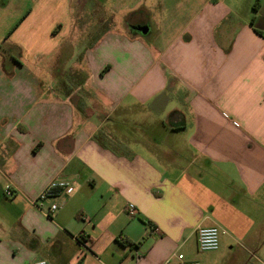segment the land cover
Wrapping results in <instances>:
<instances>
[{
    "label": "crops",
    "instance_id": "obj_1",
    "mask_svg": "<svg viewBox=\"0 0 264 264\" xmlns=\"http://www.w3.org/2000/svg\"><path fill=\"white\" fill-rule=\"evenodd\" d=\"M61 1L1 28L0 264H249L264 246V0H103L112 25L88 44ZM55 178L75 190L48 214L31 199ZM210 225L220 247L200 251Z\"/></svg>",
    "mask_w": 264,
    "mask_h": 264
},
{
    "label": "rangeland",
    "instance_id": "obj_2",
    "mask_svg": "<svg viewBox=\"0 0 264 264\" xmlns=\"http://www.w3.org/2000/svg\"><path fill=\"white\" fill-rule=\"evenodd\" d=\"M73 5L75 7L80 8V13L78 15V19L76 21V35L80 36L83 40V44H88L94 42L100 32H103V29L111 26V22H104L106 16L104 17L105 9L104 6L107 3L103 0H72ZM39 0H0V35L6 34L3 26L5 25L7 28L12 24L17 25L23 15L33 6L37 5ZM50 4L53 6L55 3L61 5V0H49ZM65 8V5L62 4L61 7ZM108 6V5H107ZM46 20L49 23H53L55 19L54 11L45 12ZM4 26V27H5ZM105 27V28H104ZM10 29V28H9ZM50 37V35H45ZM39 38V37H37ZM41 39H45L42 35ZM39 38V39H40ZM85 38V39H84ZM6 46L0 44V51H5ZM10 53V52H9ZM13 55L17 58L22 55L21 47L15 46ZM51 59V56H49ZM66 65L65 62H57L58 66L55 69H51L48 72L50 73V77L48 80L53 82L54 80H58L55 78V75L58 76L61 68ZM257 256L252 257L251 262L249 264H264V261L261 260V256L264 257V246L261 247L258 251Z\"/></svg>",
    "mask_w": 264,
    "mask_h": 264
},
{
    "label": "built area",
    "instance_id": "obj_3",
    "mask_svg": "<svg viewBox=\"0 0 264 264\" xmlns=\"http://www.w3.org/2000/svg\"><path fill=\"white\" fill-rule=\"evenodd\" d=\"M75 188L72 182L66 178H55L51 180L36 197L31 199V203L38 207L43 208L46 201H50L48 214L56 211L59 208L57 199L71 195ZM6 195L13 196L15 190L7 186L5 189ZM128 210L131 215L137 213V208L134 204H128ZM158 230V228H156ZM220 232L221 229L217 225L198 226L196 229L197 244L200 251H213L218 250L220 247ZM177 257L180 264H202L199 260L188 259L184 253H178ZM28 264H49L46 259H39L29 262Z\"/></svg>",
    "mask_w": 264,
    "mask_h": 264
},
{
    "label": "trees",
    "instance_id": "obj_4",
    "mask_svg": "<svg viewBox=\"0 0 264 264\" xmlns=\"http://www.w3.org/2000/svg\"><path fill=\"white\" fill-rule=\"evenodd\" d=\"M261 1H262V0H255V2H254V4H253V8H254L255 12L258 11V9H259V7H260V5H261ZM254 19H255V16H253L252 21H253Z\"/></svg>",
    "mask_w": 264,
    "mask_h": 264
},
{
    "label": "water",
    "instance_id": "obj_5",
    "mask_svg": "<svg viewBox=\"0 0 264 264\" xmlns=\"http://www.w3.org/2000/svg\"><path fill=\"white\" fill-rule=\"evenodd\" d=\"M139 31H141L142 33H146L148 31V27L142 26L139 28Z\"/></svg>",
    "mask_w": 264,
    "mask_h": 264
}]
</instances>
